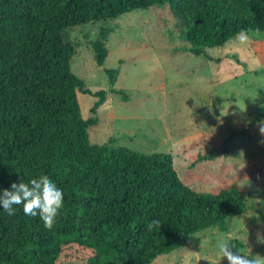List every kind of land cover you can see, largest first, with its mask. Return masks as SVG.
I'll return each instance as SVG.
<instances>
[{
	"label": "trees",
	"instance_id": "trees-1",
	"mask_svg": "<svg viewBox=\"0 0 264 264\" xmlns=\"http://www.w3.org/2000/svg\"><path fill=\"white\" fill-rule=\"evenodd\" d=\"M166 5L181 26L183 50L196 57L264 33V0H0V190L47 178L64 192L51 230L22 210L0 211V264H59L73 247L92 252L87 264H153L198 234L229 233L231 218L247 211L240 185L198 192L181 179L172 154L91 141L109 92L93 93L73 72L70 32ZM109 34L102 29L93 43L100 67ZM106 74L114 91L120 69ZM79 93L98 98L88 119ZM228 144L210 160L228 156Z\"/></svg>",
	"mask_w": 264,
	"mask_h": 264
},
{
	"label": "rangeland",
	"instance_id": "rangeland-1",
	"mask_svg": "<svg viewBox=\"0 0 264 264\" xmlns=\"http://www.w3.org/2000/svg\"><path fill=\"white\" fill-rule=\"evenodd\" d=\"M102 29L110 31L104 67L93 47ZM70 41L77 48L73 72L93 93L109 92L99 125L89 130L93 144L172 154L181 179L198 192L236 183L248 195V209L231 218L229 233L198 234L187 248L153 264H229L215 245L234 239L249 255L264 258V119L258 120L264 111V33L243 34L208 51L209 58L196 57L183 50L181 26L166 5L78 27ZM107 69H120L114 91ZM97 101L79 93L85 119ZM227 141L229 155L210 160ZM91 256L73 247L59 264H87Z\"/></svg>",
	"mask_w": 264,
	"mask_h": 264
},
{
	"label": "clouds",
	"instance_id": "clouds-1",
	"mask_svg": "<svg viewBox=\"0 0 264 264\" xmlns=\"http://www.w3.org/2000/svg\"><path fill=\"white\" fill-rule=\"evenodd\" d=\"M63 208V189L47 178L33 180L30 184H12L10 189L0 190V211L12 217L17 210H22L26 218L42 221L48 230L53 229ZM215 246L218 255L229 264H264V258L249 255L244 248L228 240H218Z\"/></svg>",
	"mask_w": 264,
	"mask_h": 264
}]
</instances>
